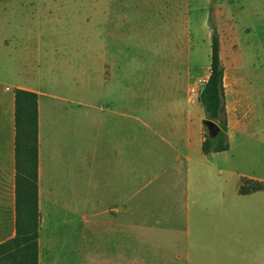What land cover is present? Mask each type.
Masks as SVG:
<instances>
[{
	"label": "crops",
	"instance_id": "1",
	"mask_svg": "<svg viewBox=\"0 0 264 264\" xmlns=\"http://www.w3.org/2000/svg\"><path fill=\"white\" fill-rule=\"evenodd\" d=\"M11 20L0 22V243L17 232L22 88L38 94L39 264H264V189L239 191L245 178L264 182V169L225 164L233 136L264 140V47H251L247 67L228 74L225 63L230 147L207 154L188 53L154 54L141 69L114 35L18 83Z\"/></svg>",
	"mask_w": 264,
	"mask_h": 264
},
{
	"label": "rangeland",
	"instance_id": "2",
	"mask_svg": "<svg viewBox=\"0 0 264 264\" xmlns=\"http://www.w3.org/2000/svg\"><path fill=\"white\" fill-rule=\"evenodd\" d=\"M0 13L1 29L11 17L13 32L23 42L17 56L18 83L23 78L34 81L36 72L49 65L66 68L63 54L88 53L95 40L119 35L129 42L131 54L142 55L135 63L141 69L147 68L154 54L171 57L176 50L186 58L188 53L190 60L181 63L192 66L189 98L197 101V91L210 74V21L219 32L228 74L237 66H249L251 47H264L260 23L264 0H0ZM75 61L79 66L80 61ZM2 82L4 98L12 92L4 87L15 80L7 77ZM6 110L0 112L5 127L9 123ZM231 146L225 164L264 169V140H241L236 135ZM22 158L31 164L30 153L23 152ZM241 221L248 220L241 217Z\"/></svg>",
	"mask_w": 264,
	"mask_h": 264
},
{
	"label": "trees",
	"instance_id": "3",
	"mask_svg": "<svg viewBox=\"0 0 264 264\" xmlns=\"http://www.w3.org/2000/svg\"><path fill=\"white\" fill-rule=\"evenodd\" d=\"M210 24L212 26L210 74L201 88L199 100L205 109L206 118L214 120L220 130L216 136L205 132L202 148L207 154L230 147L221 39L211 21ZM15 95L17 232L12 238L0 243V264H39L38 94L35 91L17 88ZM23 152L32 155L30 165L23 162ZM260 189H264V182L247 178L243 179L239 186L241 193Z\"/></svg>",
	"mask_w": 264,
	"mask_h": 264
},
{
	"label": "water",
	"instance_id": "4",
	"mask_svg": "<svg viewBox=\"0 0 264 264\" xmlns=\"http://www.w3.org/2000/svg\"><path fill=\"white\" fill-rule=\"evenodd\" d=\"M203 123L208 129L209 135L216 136L218 134L220 127L217 125V123L214 120L205 118L203 120Z\"/></svg>",
	"mask_w": 264,
	"mask_h": 264
},
{
	"label": "built area",
	"instance_id": "5",
	"mask_svg": "<svg viewBox=\"0 0 264 264\" xmlns=\"http://www.w3.org/2000/svg\"><path fill=\"white\" fill-rule=\"evenodd\" d=\"M200 91H201V90H198V91H197V100H199Z\"/></svg>",
	"mask_w": 264,
	"mask_h": 264
}]
</instances>
